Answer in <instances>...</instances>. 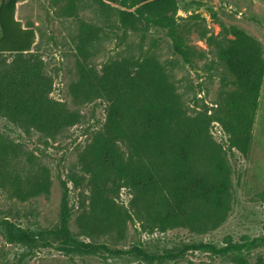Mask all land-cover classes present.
<instances>
[{
  "label": "rangeland",
  "instance_id": "rangeland-1",
  "mask_svg": "<svg viewBox=\"0 0 264 264\" xmlns=\"http://www.w3.org/2000/svg\"><path fill=\"white\" fill-rule=\"evenodd\" d=\"M100 1L25 0L17 7V19L36 33L28 57L41 62L48 98L80 121L54 138L0 121V132L16 149V160L0 172V264H264V78L248 156L230 149L218 122L208 124L227 91L209 39L226 45L239 30L264 48V0H175L172 28L145 18L135 31L122 27L120 12L127 9ZM176 39L188 57L176 50ZM128 57L155 61L151 74L171 85L187 119L208 127L196 151L225 164L229 202L223 212L203 209L192 223L155 229L148 197L122 187L117 171L100 168L94 150L102 139L114 141L122 167L145 174L152 169L150 158L131 157L110 120L111 107L99 98L106 66ZM0 62L10 65L13 57ZM124 102L129 107L133 100ZM40 183L48 193L28 200L17 195ZM63 215L69 251L58 242L65 233L54 235ZM7 223L36 245L10 243ZM235 245L243 250L234 251ZM168 252L177 257L167 258Z\"/></svg>",
  "mask_w": 264,
  "mask_h": 264
},
{
  "label": "trees",
  "instance_id": "trees-1",
  "mask_svg": "<svg viewBox=\"0 0 264 264\" xmlns=\"http://www.w3.org/2000/svg\"><path fill=\"white\" fill-rule=\"evenodd\" d=\"M24 1L0 0V57H13L10 65L0 62V121L54 138L63 128L79 123L80 117L63 106L53 107L57 104L48 98L50 85L43 79L41 62L28 57L35 45L36 33L17 19V7ZM107 1L127 9L120 12L125 29L135 31L145 18L158 25L174 26L175 0ZM95 2L103 4L100 0ZM131 9L134 11H129ZM233 37L234 42L226 45H217L213 37L209 39L210 45L218 50L216 54L226 74L227 91L219 106L220 112L208 124L218 122L229 136L230 149L246 157L251 149L264 78V48L242 31H233ZM176 50L188 57L179 39H176ZM155 63L133 57L113 61L106 66L98 90L99 98L112 109L110 120L115 131L121 134L120 140L127 145L131 157L152 160L150 172L138 173L130 164L122 167L114 141L97 140L94 154L100 168L118 172L122 187L148 197L151 226L167 230L183 222L196 221L203 209L212 213L226 210L229 179L222 159L197 156L195 144L209 129L203 123L187 119L171 85L151 74ZM126 99L133 100L131 106L126 107ZM15 151L9 139L0 132L1 175L16 160ZM94 179L98 181V175H94ZM42 192L48 193V187L40 183L27 193L18 192L17 195L28 200ZM7 225L10 243L36 245L31 235L24 231L17 235L13 226ZM66 225V215H63L61 227L54 235L58 238L60 231L65 233L63 240L58 239V242L69 251L73 247H70L71 236ZM199 248L218 252L214 246L200 245ZM233 250L240 252L243 247L235 245ZM166 257L176 258L177 255L168 252ZM241 264L244 263L241 261Z\"/></svg>",
  "mask_w": 264,
  "mask_h": 264
}]
</instances>
